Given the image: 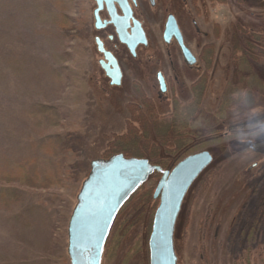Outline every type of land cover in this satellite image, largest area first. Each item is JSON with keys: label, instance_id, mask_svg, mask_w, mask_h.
<instances>
[{"label": "rangeland", "instance_id": "1", "mask_svg": "<svg viewBox=\"0 0 264 264\" xmlns=\"http://www.w3.org/2000/svg\"><path fill=\"white\" fill-rule=\"evenodd\" d=\"M211 2L201 17L177 13L193 52L212 42L206 85L191 87L201 70L180 62L159 94L165 65L149 51L120 87L104 81L91 0H0V264H69L67 224L89 165L120 152L164 171L210 154L176 219V264H264V0ZM158 180L120 209L101 264H149Z\"/></svg>", "mask_w": 264, "mask_h": 264}, {"label": "water", "instance_id": "2", "mask_svg": "<svg viewBox=\"0 0 264 264\" xmlns=\"http://www.w3.org/2000/svg\"><path fill=\"white\" fill-rule=\"evenodd\" d=\"M137 31L139 32L138 42L144 44L140 30ZM176 40L185 61L189 65L193 64L192 56L182 45L177 29ZM122 42L128 44L132 50L136 45V43L130 45L124 40ZM113 68V71H108L106 68V75L111 78V85L118 86L119 73L115 67ZM114 78L118 82L114 83ZM211 161L210 154L202 152L186 157L170 171H164L150 164L146 159L125 158L122 154L113 155L106 160L92 161L89 165V173L76 196V204L67 224L66 253L69 264H101L104 246L120 209L153 174L159 176L153 192V199L158 200V206L153 215L148 238V263L176 264L173 233L182 201L192 183L210 165ZM140 171L142 175L138 179H129V177L137 176ZM177 179L182 187L179 195L173 199L172 185ZM114 192L115 196H113ZM110 201L114 208L100 242L96 261H85L83 257L87 255L89 238L94 230L93 214Z\"/></svg>", "mask_w": 264, "mask_h": 264}, {"label": "flooded vegetation", "instance_id": "3", "mask_svg": "<svg viewBox=\"0 0 264 264\" xmlns=\"http://www.w3.org/2000/svg\"><path fill=\"white\" fill-rule=\"evenodd\" d=\"M205 5L211 4V0H203ZM91 21L94 31L93 45L98 56L97 66L104 81L111 87H120L125 77L133 69L132 64L138 59V51H149L147 61L156 59L163 65L153 75V82L158 88L159 94H165L168 89L178 82L176 66L180 62L188 67L201 70L199 79L191 82V87L200 83L206 85V76L212 67V42L200 45L199 53L193 52L186 41V36L181 28L180 17L177 14L182 6L189 7L195 18L201 17L203 6L201 0H125V3L115 2L111 6L108 3L98 4L97 0H91ZM178 15V16H177ZM137 24V25H136ZM196 32L199 31L197 22L191 21ZM136 26L137 29H136ZM157 30L162 48L158 53H151L149 40L152 39V30ZM176 29L180 35L182 45L190 53L193 64L189 65L182 54L176 40ZM140 30L144 44H140ZM207 38V34L203 35ZM130 45L136 43L133 50ZM157 55L159 58H154ZM203 65L202 69L198 65ZM119 73V85H111V78L106 71ZM105 68V69H104ZM107 68V70H106ZM106 70V71H105ZM140 85V84H139Z\"/></svg>", "mask_w": 264, "mask_h": 264}, {"label": "snow or ice", "instance_id": "4", "mask_svg": "<svg viewBox=\"0 0 264 264\" xmlns=\"http://www.w3.org/2000/svg\"><path fill=\"white\" fill-rule=\"evenodd\" d=\"M105 2L108 3L109 6H111L115 2H119L123 4L125 3V0H97L98 4H102ZM113 82L116 83L118 81L114 78ZM140 175H142V171H140L139 174L135 177H129V179H134V178L138 179ZM181 187L182 185L180 184L178 179L173 181V185H172L173 199H175L179 195V191ZM115 195L116 193L114 192L113 196ZM113 208L114 205H112L110 201L109 204L100 208L97 212L93 214L92 222H93L94 230L89 238V247L87 249V255L83 257L85 261H89V262L96 261V256L99 251V245L103 239L106 228L108 227V221L110 219Z\"/></svg>", "mask_w": 264, "mask_h": 264}, {"label": "trees", "instance_id": "5", "mask_svg": "<svg viewBox=\"0 0 264 264\" xmlns=\"http://www.w3.org/2000/svg\"><path fill=\"white\" fill-rule=\"evenodd\" d=\"M219 1H222V2H224L225 0H219ZM236 51H238L239 50V48H237L236 47V49H235ZM117 154H122L123 155V153L122 152H120V153H117Z\"/></svg>", "mask_w": 264, "mask_h": 264}]
</instances>
